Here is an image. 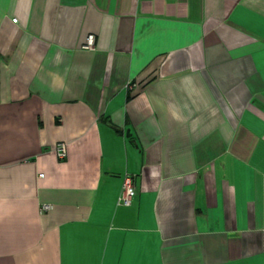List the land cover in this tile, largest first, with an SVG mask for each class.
Returning <instances> with one entry per match:
<instances>
[{
  "label": "crops",
  "instance_id": "0c3cea01",
  "mask_svg": "<svg viewBox=\"0 0 264 264\" xmlns=\"http://www.w3.org/2000/svg\"><path fill=\"white\" fill-rule=\"evenodd\" d=\"M0 264H264V0H0Z\"/></svg>",
  "mask_w": 264,
  "mask_h": 264
},
{
  "label": "built area",
  "instance_id": "2783aa9c",
  "mask_svg": "<svg viewBox=\"0 0 264 264\" xmlns=\"http://www.w3.org/2000/svg\"><path fill=\"white\" fill-rule=\"evenodd\" d=\"M13 21L17 22V18H14ZM95 34H89L86 38L83 47L86 49H94L95 48ZM57 154L59 158L64 159L67 156L68 149L67 144L61 142L56 147ZM136 195V187L133 183L132 176H126L124 181V189L122 195L119 197L118 204L123 206H130L132 204V200ZM52 208L51 204H44L41 210L46 211Z\"/></svg>",
  "mask_w": 264,
  "mask_h": 264
}]
</instances>
